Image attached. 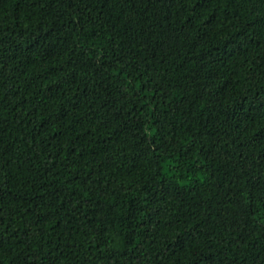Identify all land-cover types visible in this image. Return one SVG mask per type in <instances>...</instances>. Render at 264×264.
Segmentation results:
<instances>
[{"label": "trees", "instance_id": "1", "mask_svg": "<svg viewBox=\"0 0 264 264\" xmlns=\"http://www.w3.org/2000/svg\"><path fill=\"white\" fill-rule=\"evenodd\" d=\"M0 264H264V0H0Z\"/></svg>", "mask_w": 264, "mask_h": 264}]
</instances>
